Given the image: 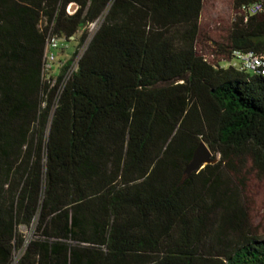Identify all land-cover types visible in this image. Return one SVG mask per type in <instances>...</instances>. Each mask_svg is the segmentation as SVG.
I'll use <instances>...</instances> for the list:
<instances>
[{
    "label": "trees",
    "instance_id": "trees-1",
    "mask_svg": "<svg viewBox=\"0 0 264 264\" xmlns=\"http://www.w3.org/2000/svg\"><path fill=\"white\" fill-rule=\"evenodd\" d=\"M256 1L210 61L205 0H0V264H264L231 175L264 180V76L226 64L264 56ZM51 27L88 43L53 87ZM201 142L221 159L187 176Z\"/></svg>",
    "mask_w": 264,
    "mask_h": 264
},
{
    "label": "rangeland",
    "instance_id": "rangeland-1",
    "mask_svg": "<svg viewBox=\"0 0 264 264\" xmlns=\"http://www.w3.org/2000/svg\"><path fill=\"white\" fill-rule=\"evenodd\" d=\"M232 4L233 0H205L204 8L201 18V28L199 36L198 52L205 55L210 61H213V55L217 50V46L225 42L228 30L232 21ZM77 10L76 6L70 7L69 11L74 14ZM102 17L96 23L90 25L87 28L88 41H90L99 26L103 22ZM45 25L44 23L42 24ZM79 37L76 42L67 43L61 42L59 57L57 58L52 70L49 71L47 80L50 81L51 87L55 85L57 79L61 73V69L64 64L73 59L74 52L78 51V55L75 57V61L71 71L76 70L78 60L83 55L87 48V44L81 46ZM66 45V46H65ZM68 45V47H67ZM64 49L61 51V49ZM217 61V60H215ZM218 162L221 159V155L217 154ZM217 162V163H218ZM216 163V164H217ZM239 173H232L234 184L243 191L242 200L245 209L248 211L249 220L259 234L260 238L264 237V180H262L257 171L253 168L252 163L248 162L244 165L239 164ZM21 232L28 240L32 236L33 229L22 227ZM21 253H16L14 264L19 259Z\"/></svg>",
    "mask_w": 264,
    "mask_h": 264
},
{
    "label": "built area",
    "instance_id": "built-area-1",
    "mask_svg": "<svg viewBox=\"0 0 264 264\" xmlns=\"http://www.w3.org/2000/svg\"><path fill=\"white\" fill-rule=\"evenodd\" d=\"M68 7V13H70ZM264 9V4L260 1L244 5L242 11L248 15H256ZM61 42H65L64 39L58 37L51 27L46 39V48L43 60V74L48 75L49 71L52 70L58 58V52L60 51ZM227 66H232L239 71H245L255 74H261L264 76V56L257 55L251 51L234 50L232 53V59Z\"/></svg>",
    "mask_w": 264,
    "mask_h": 264
},
{
    "label": "water",
    "instance_id": "water-1",
    "mask_svg": "<svg viewBox=\"0 0 264 264\" xmlns=\"http://www.w3.org/2000/svg\"><path fill=\"white\" fill-rule=\"evenodd\" d=\"M218 162L217 158L213 157V153L208 146L201 142L193 154L191 162L186 166L185 174L190 176L194 172L203 169L207 165H214Z\"/></svg>",
    "mask_w": 264,
    "mask_h": 264
},
{
    "label": "crops",
    "instance_id": "crops-1",
    "mask_svg": "<svg viewBox=\"0 0 264 264\" xmlns=\"http://www.w3.org/2000/svg\"><path fill=\"white\" fill-rule=\"evenodd\" d=\"M77 40H75V39H71V41L70 42H67V43H73V42H76ZM66 46V45H65ZM67 47H68V45H67ZM64 49V46H63V48L61 49V51ZM75 53V52H74ZM58 57H59V52H58Z\"/></svg>",
    "mask_w": 264,
    "mask_h": 264
}]
</instances>
